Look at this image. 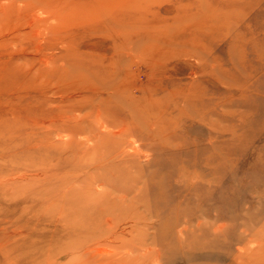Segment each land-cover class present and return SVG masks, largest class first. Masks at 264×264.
<instances>
[{
    "label": "rangeland",
    "instance_id": "rangeland-1",
    "mask_svg": "<svg viewBox=\"0 0 264 264\" xmlns=\"http://www.w3.org/2000/svg\"><path fill=\"white\" fill-rule=\"evenodd\" d=\"M0 264H264V0H0Z\"/></svg>",
    "mask_w": 264,
    "mask_h": 264
},
{
    "label": "bare ground",
    "instance_id": "bare-ground-1",
    "mask_svg": "<svg viewBox=\"0 0 264 264\" xmlns=\"http://www.w3.org/2000/svg\"><path fill=\"white\" fill-rule=\"evenodd\" d=\"M119 131V130H118Z\"/></svg>",
    "mask_w": 264,
    "mask_h": 264
}]
</instances>
